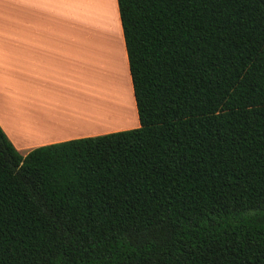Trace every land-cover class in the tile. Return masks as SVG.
Listing matches in <instances>:
<instances>
[{"label": "trees", "instance_id": "obj_1", "mask_svg": "<svg viewBox=\"0 0 264 264\" xmlns=\"http://www.w3.org/2000/svg\"><path fill=\"white\" fill-rule=\"evenodd\" d=\"M117 1L140 126H0V264H264V0Z\"/></svg>", "mask_w": 264, "mask_h": 264}, {"label": "crops", "instance_id": "obj_2", "mask_svg": "<svg viewBox=\"0 0 264 264\" xmlns=\"http://www.w3.org/2000/svg\"><path fill=\"white\" fill-rule=\"evenodd\" d=\"M86 1L88 7L93 4ZM64 4L66 9L58 0H0V126L22 154L41 145L140 126L118 1L114 38L101 31L90 45L89 65L84 35L79 38L76 30V0ZM61 12L73 23L71 31L64 27ZM120 73L132 90L127 106L117 100L122 98L116 81ZM81 74L90 79L82 91L73 79ZM95 75L97 95L91 81ZM118 110L114 121L99 117Z\"/></svg>", "mask_w": 264, "mask_h": 264}, {"label": "rangeland", "instance_id": "obj_3", "mask_svg": "<svg viewBox=\"0 0 264 264\" xmlns=\"http://www.w3.org/2000/svg\"><path fill=\"white\" fill-rule=\"evenodd\" d=\"M60 1L62 2L64 9H66V6L64 4V1L66 2V0H58V3ZM73 1L74 0H69L71 4H73ZM86 2H87L86 0H76V4L79 8L78 11H76L77 18L79 19L78 22H76V27H77L76 30H78L79 38L81 34L84 35V38H82V40H84V46H82L84 49L83 54L85 56V65L86 64L89 65L91 64L89 63V59L91 56V46L90 45L91 44L94 45L96 41L99 40V37L101 36L100 35L101 31H104L105 34L108 37H111V40H113L115 20L116 22L118 21L116 19L114 0H93V4H90V3L88 4L90 5L89 7L86 5ZM71 10H73V8H71ZM61 13H64L63 14L64 27H67L68 31H71L73 23L71 22L70 18L67 16L66 12H61ZM118 18H119V15H118ZM119 24H120V21H119ZM121 73H120V76L122 80L119 78L120 76L116 75L117 77L116 81L118 83L119 90H120L119 93L122 95V98L120 99L117 98V100L119 104H121L122 102L125 106H127L129 91L131 93V91L133 90V87H132V90L131 88L128 89L129 86H128L127 78ZM96 77L97 75H95L91 81H92L93 92H95V94L97 95L96 87H95ZM73 79H74V82L78 84L77 87L81 91L87 88L88 84H90V79H87V81H85L83 79V74H81L80 76L75 75ZM77 95L79 96V98H82L81 93ZM118 115H119V110L113 112V114L112 113L109 114L108 112H104V114L101 113L99 117H102L106 119L107 121H114V119H116ZM115 125L118 126V124H115ZM118 127H120V125Z\"/></svg>", "mask_w": 264, "mask_h": 264}]
</instances>
